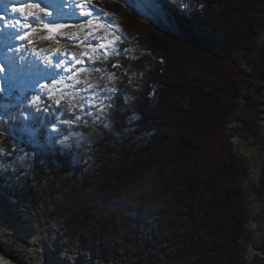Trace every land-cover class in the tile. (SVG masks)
<instances>
[{
    "label": "trees",
    "instance_id": "obj_1",
    "mask_svg": "<svg viewBox=\"0 0 264 264\" xmlns=\"http://www.w3.org/2000/svg\"><path fill=\"white\" fill-rule=\"evenodd\" d=\"M156 1L177 27L179 38L171 32L161 34L152 24L141 22L119 1L104 0L106 9L120 19L127 37L119 47L131 52L95 60L100 74L115 73L108 89H117L115 94H106L110 97V128L99 124L105 137L95 145L103 146L107 141L109 153L118 154V148L110 146L112 140L118 143L133 130L132 136L148 135L155 150L170 146L172 152L162 151L164 158H169L167 191L174 204L192 219V226H185L189 234L183 241L190 243V255L181 257V261L243 264L242 240L249 217L242 193L246 166L235 151L230 123L246 95L245 64L251 65L258 81L254 87L259 92L264 90V66H258L264 65V46L257 58L250 54L264 28V0H190L188 4L185 0ZM43 98L44 107L50 110L37 113L28 95L16 92L7 97L0 93V166L8 168L5 174L0 172V191L12 195L9 184L13 170L20 168L12 164L18 154H26L31 158L27 171L34 179L23 189H16L14 197L19 200L22 196L24 202L36 203L43 198L37 190L40 187L45 198L58 199L57 181L83 173L90 163L84 148L65 151L56 140L49 142V131L56 123L63 134L89 133L90 129L76 125L77 115L70 107ZM27 115L34 118L35 137L27 128ZM150 148L149 144L132 142L125 164L113 173L114 179L125 183L138 178L155 162ZM109 157L100 166L101 172H106L114 159ZM109 180L101 184L105 190L111 187ZM32 182L37 185L32 186ZM206 229L208 234L202 237ZM181 251L176 249L177 254Z\"/></svg>",
    "mask_w": 264,
    "mask_h": 264
},
{
    "label": "rangeland",
    "instance_id": "obj_2",
    "mask_svg": "<svg viewBox=\"0 0 264 264\" xmlns=\"http://www.w3.org/2000/svg\"><path fill=\"white\" fill-rule=\"evenodd\" d=\"M115 1L130 8L141 22L152 24L161 34L171 32L174 37H180L177 27L161 12L156 0ZM95 2L104 6V0ZM185 2L188 4L190 0ZM113 15L115 23L112 25L118 27H101L105 21L97 20L94 21L97 29L91 30V35L89 28L81 27L87 24L88 18L80 17L77 21L61 23L66 25L64 27L53 20L56 26L52 27L69 38L65 41L58 36L49 37L56 43L65 41L71 45V49L66 51H55L59 53L57 56L62 55L59 66L55 67L52 60H48L43 49L35 50L42 52L38 60L43 65L39 69L37 66L36 69H26L24 62L31 63L30 57L26 55L11 53L10 59H0V75L9 71L13 77L9 86L0 82V93H5L7 97L16 92H20L23 97L28 95L30 105L35 107L37 113L43 109L50 110V107L45 108L43 105L44 96L53 103L60 99L59 105L70 107L77 115L76 125L90 129L89 133L73 131L63 134L56 123L49 131L50 143L56 140L65 151L84 148L85 158L90 160L89 165L83 168V173L75 177L72 174L65 181H57L58 199L45 198L42 187L37 190L43 198L36 203L21 201L22 196L17 197L19 200L14 199L16 189H23L30 179H34V175L30 176L27 171L31 158L26 154L16 156L15 164L12 165L20 166L21 171L20 168L13 170L14 178L9 184L12 195L0 191V240L17 250H28L52 264H185L180 258L190 255L187 254L190 243L184 244L183 241L189 234L185 226H192V219L180 205L174 204L167 191L169 158H164L162 151L169 149L172 152L171 147L160 146L155 150L148 135L136 133L132 136L133 130L125 133L124 139L121 138L118 143L112 140L114 143L110 146L117 147L118 154L109 153L107 141L103 146L95 145L105 137L99 124L110 128L105 97L112 73L100 74L95 60L84 53L91 54L92 48L101 42L98 38L107 33L114 31L124 38L120 19ZM70 26L77 32L72 36L67 32ZM78 32L84 36L79 38ZM263 46L264 28L254 43L251 56L257 58ZM93 55L100 58L99 53ZM77 59L81 63H76ZM12 60L16 63H12ZM258 66L261 68L264 65L261 63ZM243 67L247 79L244 87L246 95L239 102L230 123L235 151L246 166L242 193L249 217L242 240L243 264H264V90L259 92L254 87L258 81L252 74L251 65L245 64ZM78 69H84L77 74L81 81L79 84L75 78L69 79ZM89 84L95 87H89ZM61 116L62 112L57 115L58 121ZM26 119L30 121L27 128L31 136L35 137L36 132L32 129L34 118L27 115ZM21 138L22 134H19ZM132 142L138 146L151 145L155 162L138 178L132 177L125 183H118L113 173L125 164L126 152ZM19 144L18 147L22 148ZM109 156L114 159L108 170L101 172L99 168L109 160ZM97 159H101L100 164L96 163ZM7 171V167L0 166V172L5 174ZM108 179H111L109 181L112 184L105 190L101 184ZM36 185V182H32V186ZM207 231L202 232L201 236L205 237ZM177 248L182 250L179 254L176 253ZM73 256L80 260L76 262Z\"/></svg>",
    "mask_w": 264,
    "mask_h": 264
},
{
    "label": "bare ground",
    "instance_id": "obj_3",
    "mask_svg": "<svg viewBox=\"0 0 264 264\" xmlns=\"http://www.w3.org/2000/svg\"><path fill=\"white\" fill-rule=\"evenodd\" d=\"M67 3H70L69 4L70 8L66 9L65 13H62V14H72L74 11H79V9H77L74 5H72V0H67ZM92 3L95 4L96 3L95 0H92ZM99 9H102V8L95 7V10H99ZM102 10H103V12L107 13V16H104L102 18V20H104V21L110 20L111 24H114L115 23V20H114L115 17L113 15V13L106 10V9H102ZM56 14H57L56 16H58L59 13H56ZM39 16L42 17V14H40ZM53 20H55V19H52V18L50 19L49 17L48 18L45 17L42 19L43 25L47 24L49 26L47 28L44 26H41V28H40L39 25L41 23L34 22L33 24H31V27L34 28V30L31 34L25 35L24 31H21V33L14 40H11L10 38L6 37L5 40H3L0 43V59L2 58V60H5L6 58H9L10 57L9 55L11 53L12 54H16V53L22 54L23 56L26 55V56L30 57V61H31V63H26L23 61L24 66H26V69H29L33 65H36L39 69L40 66L43 65V63L42 62L40 63L38 60V59H41L40 54H42V52H36L35 50L39 51V50L43 49L42 51H44V55L49 58L48 60H52V62L54 63L53 65L55 67L58 66V62L60 65L62 55L57 56L59 53H56L55 51H57V50H59V51L65 50L66 51L68 49H71V45H69L68 42H65L66 39L69 38L68 35L61 34L54 29L56 24H54ZM74 20L77 21L78 18H74V19H71L68 21H74ZM53 25H54V27H52ZM60 25H61V23H60ZM70 27H71V29L67 32H70L71 33L70 36H72V34H76L77 32H75V29H73L72 26H70ZM28 28L29 27H25L24 30H27ZM78 33H79V38H82L84 36L83 33L82 34L80 32H78ZM65 34H68V33L65 32ZM49 35L58 36V37H60V39H64L65 41H62L60 43H56L54 40H52L53 39L52 37L51 38L49 37ZM25 42H27L28 44L25 45L24 44ZM31 42H32V44H31ZM5 44H8V45L12 44V45L4 48L3 46ZM59 51H57V52H59ZM12 63H16V62L14 60H12ZM6 75L8 76L7 78H10V79L13 78L9 71L6 72ZM26 77H28V76L26 75ZM0 252L3 253L8 258L16 261L19 264H52L43 258H38L36 256V254H34L28 250H25V249L24 250H17L16 248H14V246L9 245L5 241H1V240H0ZM73 257L75 258L76 262H78L80 260L79 257H76V256H73Z\"/></svg>",
    "mask_w": 264,
    "mask_h": 264
},
{
    "label": "snow or ice",
    "instance_id": "obj_4",
    "mask_svg": "<svg viewBox=\"0 0 264 264\" xmlns=\"http://www.w3.org/2000/svg\"><path fill=\"white\" fill-rule=\"evenodd\" d=\"M72 5H74L77 9H79V11H74L72 13L73 17H76L78 19L80 17L88 18L87 24H82L81 27L89 28L90 29L89 35H91V30L97 29V25L94 23V21L102 20L104 16H107V13L103 12L102 9L95 10V5H93L92 0H72ZM185 7L187 6L185 5ZM30 9H39V11L43 13L44 16L52 15L51 12H48L45 9L40 8L38 3L27 5V6H22V7H13L12 11L20 13L21 15H24L26 17L28 16L34 17L37 23L43 24V21L41 20L40 16L37 15V13L34 10H30ZM2 18L3 17H0V19ZM17 24H19L20 27H31V25L26 22L21 23L20 21H17ZM43 26L46 28L49 27L47 24H44ZM64 26L66 25H60V27H64ZM100 26L101 27L107 26V27H112V28L118 27V26L112 25L110 20L105 21L104 24ZM98 39L101 42L96 47L92 48L91 54L87 52L84 53V55L89 56L90 59L96 60L98 57L96 55H93L96 53H99V57H103L104 59H106L109 55H112L114 57H120L121 55H130V52H131L130 49L128 48L121 49L119 47L120 44L124 43V39H127L126 35L122 39L121 35H117L113 31L111 33H107L105 36L99 37ZM76 63H81V61L77 59ZM58 66H59V62H58ZM112 67L116 68V67H120V65L113 64ZM83 71L84 69L76 70V72L73 73V76L69 77V79L75 78L77 84L81 83L77 74ZM115 78H116L115 73H112L109 75L110 80H114ZM88 86L95 87L92 84H89ZM107 92L110 94H115L117 92V89L113 86L112 88L107 89ZM107 98H110V97L106 95L105 99ZM60 102H61L60 99H56L55 101L56 104H60ZM101 103H103V100H101ZM68 123H71V121H69Z\"/></svg>",
    "mask_w": 264,
    "mask_h": 264
}]
</instances>
